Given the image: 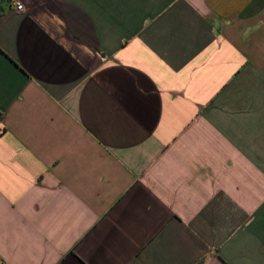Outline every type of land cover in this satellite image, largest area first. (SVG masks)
I'll use <instances>...</instances> for the list:
<instances>
[{
    "label": "crops",
    "instance_id": "1",
    "mask_svg": "<svg viewBox=\"0 0 264 264\" xmlns=\"http://www.w3.org/2000/svg\"><path fill=\"white\" fill-rule=\"evenodd\" d=\"M0 264H264V0H1Z\"/></svg>",
    "mask_w": 264,
    "mask_h": 264
},
{
    "label": "built area",
    "instance_id": "2",
    "mask_svg": "<svg viewBox=\"0 0 264 264\" xmlns=\"http://www.w3.org/2000/svg\"><path fill=\"white\" fill-rule=\"evenodd\" d=\"M15 7L18 11L23 10V5L18 2L15 3Z\"/></svg>",
    "mask_w": 264,
    "mask_h": 264
},
{
    "label": "trees",
    "instance_id": "3",
    "mask_svg": "<svg viewBox=\"0 0 264 264\" xmlns=\"http://www.w3.org/2000/svg\"><path fill=\"white\" fill-rule=\"evenodd\" d=\"M0 10H1V0H0Z\"/></svg>",
    "mask_w": 264,
    "mask_h": 264
}]
</instances>
